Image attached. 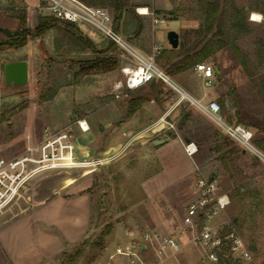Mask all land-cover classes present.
<instances>
[{"label":"rangeland","instance_id":"obj_1","mask_svg":"<svg viewBox=\"0 0 264 264\" xmlns=\"http://www.w3.org/2000/svg\"><path fill=\"white\" fill-rule=\"evenodd\" d=\"M233 1L235 7L230 0L223 4L225 30L231 42L243 52L246 66L237 61L229 47L205 60L215 69L212 85H206L205 78L194 67L172 77L204 103L212 99L219 103L222 100L228 102L220 113L230 122H237L234 103L235 93H238L247 113L246 119L253 122L259 120L264 126V0ZM12 2L26 11L25 26L31 29V34L26 45L7 55L27 60L30 78L24 84H8L5 78L6 62L3 64L0 50L1 155H16L24 149L27 128L33 129L36 140L42 138L45 128L52 131L67 128L73 130L76 150L81 151L82 157L104 160L96 165L45 170L35 174L27 183L30 195L40 191L50 196L55 189L58 190V186L64 190L76 180L86 178L88 181L92 213L87 236L51 264H130V260L121 254L111 258L116 247H124L129 242L142 239L149 229L168 230L170 226H176V216L182 215L192 198L198 175L196 166L203 174L215 177L219 189L229 194L231 203L228 213L252 250L253 264H264V162L231 140L198 106L188 99L180 100L181 93L167 83L157 82L152 86L149 82L132 90L123 88L119 90L120 97H116L114 83L125 79L122 63H133L128 54L112 44L111 50L105 55L118 57L117 67L110 71L83 74L80 72L83 63L104 55L101 51L110 40L88 25H79V33L91 39L99 51L88 47L78 48L61 30L63 26L68 27L67 23L61 21L57 23L62 27L50 28L38 36L36 32L40 16L51 15L47 2L9 0L7 4ZM132 2L135 4V14L128 15L123 21L121 33L145 54L152 53L154 43L164 48L172 47L167 38L169 30H176L181 41L186 29H198L202 22L196 0ZM2 3L3 0H0V9ZM146 3L164 21L154 24L152 14L140 13L139 8L146 7ZM107 8L114 17L112 9ZM253 12L261 15L260 20L252 19ZM138 22L144 24L140 33L136 31ZM196 35L189 37L194 39ZM11 37L4 39L7 42L5 46H10L8 42ZM153 90H157L159 98L152 95ZM141 94L150 95L156 111L148 108L152 112L149 114L147 106L142 108L137 126L145 128L148 133L145 138L136 139L129 136L127 131L126 126L129 124L125 123V105L128 99ZM166 112L169 113L167 119L174 122L175 128H167L164 121L160 122ZM185 113L188 116L183 120ZM83 115L93 122L92 133L82 132L77 126L76 120ZM157 122L158 130L154 129L156 126L151 128ZM251 129L255 131V138L264 137V130ZM159 137H177L184 145L194 142L198 151L190 157L178 140L163 146L160 152L162 158L159 155V143L153 141ZM224 139L230 140L232 144L219 147ZM112 146L118 149L109 151ZM75 158L77 161L80 159L76 155ZM193 161V176L178 186L176 191L180 189L181 193L179 191L180 194L172 197L175 214H165L156 201L146 199L144 183L158 175L166 166L165 162L168 166L166 173L170 178L177 171H192ZM236 191L240 192L233 197L232 193ZM83 220L82 212V232ZM109 224L112 228L107 231ZM147 255L142 253V256ZM198 256L197 249L188 244L185 253L180 254L178 259L182 264H197ZM171 264L180 263L173 260Z\"/></svg>","mask_w":264,"mask_h":264},{"label":"built area","instance_id":"obj_2","mask_svg":"<svg viewBox=\"0 0 264 264\" xmlns=\"http://www.w3.org/2000/svg\"><path fill=\"white\" fill-rule=\"evenodd\" d=\"M50 13L62 21L88 25L114 41L124 54H128L131 62L122 63L124 81L114 83L120 97V91L136 89L153 79H162L173 89L181 93L180 100L188 99L208 116L216 126L231 140L252 152L264 162V150L254 142V133L242 123L230 122L222 115V105L217 100L204 103L184 87L156 61V57L164 47L154 43L151 54H145L136 48L123 34L114 27V17L107 7L96 6L83 0H45ZM30 8V6H29ZM142 14H152L153 22L157 24L164 18L157 17L154 10L146 6ZM195 70L205 78L206 85L213 84L214 67L207 61L198 62ZM120 90V91H119ZM221 111V113H220ZM169 113L160 118L167 128H175L174 122L167 119ZM82 131L90 126L86 119L77 120ZM73 130L63 128L58 131L44 129L43 136L36 140L32 132L25 135L24 149L12 156L0 155V211L16 202L26 182L35 174L55 168H76L103 163L102 158H84L89 165L76 163L71 165L65 159L66 154L76 151ZM186 152L193 156L198 147L194 142L185 144ZM194 183V196L185 206L181 215L180 225L174 232H165L152 228L144 233L138 241L129 242L126 246H117L111 258L121 254L130 264H171L173 260L181 261L178 256L185 253V246L191 244L199 252L197 264H220L229 259L232 264H253V253L243 236L237 230L233 219L228 213L231 198L228 193L219 189L217 179L200 172ZM136 243V244H134ZM144 245V248L142 247ZM142 253H148L142 256ZM193 264V263H187Z\"/></svg>","mask_w":264,"mask_h":264},{"label":"crops","instance_id":"obj_3","mask_svg":"<svg viewBox=\"0 0 264 264\" xmlns=\"http://www.w3.org/2000/svg\"><path fill=\"white\" fill-rule=\"evenodd\" d=\"M7 1L9 0H3L0 9V40L17 35L16 33L9 36L4 32V29H9L14 33L16 30L19 31L21 26L19 18L14 14L15 9H18L17 4L15 5L13 2L7 4ZM18 48L5 45L0 48L2 51L3 64L11 60H18V58H11L7 55ZM151 101L150 99L146 100L140 108L125 120V123L129 124V126H126L129 136L131 135L136 139L145 138V136H147L146 134L148 132L146 129L142 127L139 128L137 122L140 120V111H142V108H146L147 106L146 111H148L149 114H152V112L151 109L148 110V108H152L153 111H156ZM225 103L228 105V102ZM81 118L86 119L90 126L87 131H82L78 126L77 120ZM78 119L76 120V124L79 129L82 132L92 133L93 122L88 120L84 115ZM153 126H156L154 129L158 128V122L156 125H152L151 128H153ZM27 132L33 133L34 131L32 128H27L26 133ZM156 140L161 141L156 142ZM178 140L182 143L181 139L177 137H159L153 139L154 143H159V155L162 158L163 155L160 152L163 146L165 147L176 143ZM182 145L186 152L185 145L183 143ZM112 149L117 150L118 147L112 146L109 151ZM76 151V153L82 156L81 151ZM89 152H91V150ZM76 153L72 150L66 154L65 159L71 164L69 166L86 162V160L83 161L80 156L78 157ZM75 155L77 158H80V162L77 161ZM187 155L189 154L187 153ZM193 163L194 168L192 171H177L175 175L169 178L166 173L168 166L165 162L164 165L166 166L163 170L144 183L143 189L146 194V199L151 202L156 201L155 203L157 206L161 208L165 214H175L176 210L172 197L175 194H180V189L176 191V188L185 180L189 179L190 176H193L195 162L193 161ZM28 182L23 186L19 199L0 211V264H51L73 244L80 242L87 236L92 213V203L86 178L76 180L69 184L64 190L58 186V190L55 189L54 193H51L50 196H46V193L40 191L30 195L26 188ZM61 190L63 191L61 192ZM193 196L194 186L192 191V197ZM82 212L84 214L83 232L81 229ZM180 220L181 216H176V226L172 225L170 229L167 227L168 230L164 228L159 229L165 232H174L179 227ZM172 223L174 224V222Z\"/></svg>","mask_w":264,"mask_h":264},{"label":"trees","instance_id":"obj_4","mask_svg":"<svg viewBox=\"0 0 264 264\" xmlns=\"http://www.w3.org/2000/svg\"><path fill=\"white\" fill-rule=\"evenodd\" d=\"M88 4L109 7L114 13V27L121 32L122 23L128 15L133 16L135 13V4L132 0H83ZM198 4V9L202 15V22L198 29H186L184 32V38L180 41L179 46L174 48H164L163 51L156 57L157 63L162 67L166 68V71L172 75H178L184 73L187 70L195 68L198 62L205 61L206 59L213 58V56L220 50L224 48H231L233 53L239 63L246 66V59L243 52L238 46L231 42L230 38L226 34L225 30V20H224V2L229 0H196ZM233 4L234 1L230 0ZM149 6V3H146ZM235 7V4H234ZM173 12V11H170ZM14 14L19 18L21 26L16 36L11 37V41L8 42L10 46L18 48L24 46L28 42V36L31 34V29L26 27L27 14L25 10L20 8L16 9ZM58 21L67 23L68 27L63 26L65 36L69 39L72 44H75L78 48H92L94 51H99L97 45L91 41V39L84 37L79 33V25L72 22L62 21L55 17L54 15L40 16L39 23L37 25L38 36L44 34L47 30L53 27L59 26ZM59 26V27H62ZM58 28V27H57ZM144 29L143 22H138L137 32L140 33ZM194 39H190L189 36L196 34ZM5 40H0V48L6 44ZM112 44L116 45L114 41H110L108 46L105 47L101 52L104 55H99L94 59L84 62L80 72L83 74H89L91 72L99 71H110L117 67L119 63V58L112 55H105L106 52L110 51ZM117 46V45H116ZM118 47V46H117ZM157 82L166 83L162 79H153L150 81L151 85H156ZM149 83V82H148ZM147 84V83H146ZM157 90H153V94L158 97ZM150 99V95H137L128 99L126 103V117L132 115L142 104ZM221 105L226 108L227 105L225 100H222ZM235 115L238 123H242L250 129L253 127L258 131H263L264 126H261L259 120L253 122L246 119L247 113L242 107L241 97L238 93H235ZM188 116V113L183 115V120ZM255 134V131L251 129ZM256 145L264 150V137L263 138H253ZM232 142L228 139H224L218 146L225 147ZM240 192V191H239ZM239 192H233L232 196L236 197ZM112 225H107V231H110ZM220 264H232L229 259H224Z\"/></svg>","mask_w":264,"mask_h":264},{"label":"water","instance_id":"obj_5","mask_svg":"<svg viewBox=\"0 0 264 264\" xmlns=\"http://www.w3.org/2000/svg\"><path fill=\"white\" fill-rule=\"evenodd\" d=\"M4 32L11 36L12 34L18 33V30H16L14 33H12L9 29H4ZM167 38L170 43V45L174 48L179 46L180 43V37L179 33L171 29L167 33ZM5 78L6 82L8 84L16 83V84H24L29 81L30 78V70H29V63L25 59H18V60H11L6 62L5 64ZM161 140H156V142H159ZM217 174V171L215 172ZM57 192V191H55ZM136 244V243H134ZM144 248V245H142Z\"/></svg>","mask_w":264,"mask_h":264},{"label":"bare ground","instance_id":"obj_6","mask_svg":"<svg viewBox=\"0 0 264 264\" xmlns=\"http://www.w3.org/2000/svg\"><path fill=\"white\" fill-rule=\"evenodd\" d=\"M141 10H142L143 12H145V11H146V8H145V7H141ZM254 17H255V19H254ZM260 18H261V15H260L258 12H253L252 19H254V20H260ZM76 155H77L78 157L80 156L79 153H76ZM83 163H84V162H83ZM87 164H89V163H87Z\"/></svg>","mask_w":264,"mask_h":264},{"label":"snow or ice","instance_id":"obj_7","mask_svg":"<svg viewBox=\"0 0 264 264\" xmlns=\"http://www.w3.org/2000/svg\"><path fill=\"white\" fill-rule=\"evenodd\" d=\"M254 19H255V17H254Z\"/></svg>","mask_w":264,"mask_h":264}]
</instances>
